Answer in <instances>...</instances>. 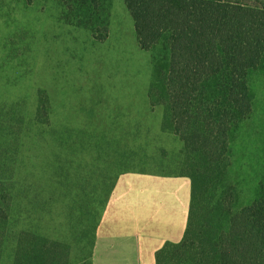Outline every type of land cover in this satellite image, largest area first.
<instances>
[{"label":"rangeland","instance_id":"1","mask_svg":"<svg viewBox=\"0 0 264 264\" xmlns=\"http://www.w3.org/2000/svg\"><path fill=\"white\" fill-rule=\"evenodd\" d=\"M65 11L54 0H0V208L12 219L1 264H16L24 230L42 236L56 264H91L100 194L128 173L186 171L184 144L164 129V107L152 105L168 52L139 47L124 0H106L95 33ZM253 90L254 114L235 135L223 181L239 208L263 181L264 71ZM43 101L38 131L47 133L35 148Z\"/></svg>","mask_w":264,"mask_h":264},{"label":"trees","instance_id":"2","mask_svg":"<svg viewBox=\"0 0 264 264\" xmlns=\"http://www.w3.org/2000/svg\"><path fill=\"white\" fill-rule=\"evenodd\" d=\"M54 1L75 27L95 33L104 23L106 0ZM124 1L139 47L162 46L169 54L167 74L151 89L152 105L164 107V129L184 144L186 171L177 176L188 177L192 187L184 238L166 243L156 264H264V174L257 198L242 208L223 185L233 167L235 135L254 114L253 78L264 71V0ZM39 108L35 148L47 133L38 131L46 103ZM118 180L110 194L99 195L104 207L94 243ZM11 220L0 208V264ZM22 236L16 264H56L42 236L28 230Z\"/></svg>","mask_w":264,"mask_h":264},{"label":"crops","instance_id":"3","mask_svg":"<svg viewBox=\"0 0 264 264\" xmlns=\"http://www.w3.org/2000/svg\"><path fill=\"white\" fill-rule=\"evenodd\" d=\"M191 188L184 176H121L97 229L92 264H156L166 243L184 238Z\"/></svg>","mask_w":264,"mask_h":264}]
</instances>
